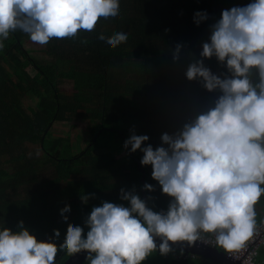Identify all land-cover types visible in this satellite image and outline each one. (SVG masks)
<instances>
[{
	"label": "trees",
	"instance_id": "1",
	"mask_svg": "<svg viewBox=\"0 0 264 264\" xmlns=\"http://www.w3.org/2000/svg\"><path fill=\"white\" fill-rule=\"evenodd\" d=\"M250 2L120 0L119 16L101 18L95 31L54 38L35 50L25 46L27 34L10 33L0 49V229L16 231L22 221L37 240L57 246L69 224L81 226L86 237L84 221L93 207L103 202L129 206L119 198L121 188L134 190L153 211L167 209L172 198L151 177V165H141L143 152H129L124 141L134 129L149 137L142 147L155 149L163 133L172 134L213 106L219 91H207L200 79L189 81L185 72L203 59L214 74L230 75L215 56H200L202 43L222 10ZM198 11L208 14L199 25L193 19ZM116 32L128 35L116 48L97 39ZM177 44L182 47L174 61ZM67 81L70 92L63 89ZM69 122L85 124L80 147L66 132ZM145 183L155 190L144 189ZM85 195L87 202L81 199ZM65 205L70 206L63 214L67 220L60 212ZM256 211L259 223L264 196ZM183 254L153 252L157 264H210L201 255ZM69 257L58 251L56 264ZM86 257L78 264H88Z\"/></svg>",
	"mask_w": 264,
	"mask_h": 264
},
{
	"label": "clouds",
	"instance_id": "2",
	"mask_svg": "<svg viewBox=\"0 0 264 264\" xmlns=\"http://www.w3.org/2000/svg\"><path fill=\"white\" fill-rule=\"evenodd\" d=\"M119 14L120 0H0V49L17 30L46 45L54 38L93 32L101 18ZM193 19L199 25L208 14L198 11ZM209 27L200 56H215L230 75L214 74L203 59L190 63L185 75L189 81L200 79L209 92L219 91L213 106L172 134L163 133L155 149L151 144L142 147L149 137L136 135L134 129L123 144L131 153L143 152L141 165H151V177L172 198L167 211H153L134 190L121 188L119 198L129 206L103 202L93 207L84 221L86 237L81 226L69 224L59 246L37 240L22 221L16 231L3 227L0 264H56L58 251L68 256L86 251L88 264H142L153 252L173 251L169 242L191 247L208 235L216 247L239 259L264 228L256 211L264 196V0L222 10ZM97 39L116 48L128 35L100 33ZM181 47L173 50L174 61ZM143 188L155 190L148 183ZM88 198L81 197L84 202ZM69 211V205L60 210L64 220ZM53 231L58 238L59 230Z\"/></svg>",
	"mask_w": 264,
	"mask_h": 264
},
{
	"label": "water",
	"instance_id": "3",
	"mask_svg": "<svg viewBox=\"0 0 264 264\" xmlns=\"http://www.w3.org/2000/svg\"><path fill=\"white\" fill-rule=\"evenodd\" d=\"M161 241L159 238H156V243L159 245ZM173 249L180 250L183 249V253H192L196 255H201L215 263H221V264H236L232 262L230 259L226 258L223 252H221L219 249L204 246L202 244L194 243L191 247L187 245L186 242L184 244H172V242H169ZM87 256L86 251H81L79 253L71 255L65 262L62 264H78L80 263L85 257Z\"/></svg>",
	"mask_w": 264,
	"mask_h": 264
},
{
	"label": "built area",
	"instance_id": "4",
	"mask_svg": "<svg viewBox=\"0 0 264 264\" xmlns=\"http://www.w3.org/2000/svg\"><path fill=\"white\" fill-rule=\"evenodd\" d=\"M161 211L166 212L167 209H160L159 212ZM196 242L199 244L206 245V246L216 247L214 244V237L210 235L206 236L205 241L203 242L196 241ZM261 248L264 249V228H262L260 231V234L256 236L254 240L248 244L246 250L238 254L239 259L233 258L226 252L225 253L229 258H231L233 261L238 262L239 264H264V252L262 255L260 254Z\"/></svg>",
	"mask_w": 264,
	"mask_h": 264
},
{
	"label": "rangeland",
	"instance_id": "5",
	"mask_svg": "<svg viewBox=\"0 0 264 264\" xmlns=\"http://www.w3.org/2000/svg\"><path fill=\"white\" fill-rule=\"evenodd\" d=\"M26 47H29L30 49L35 50L36 48H40L42 45L39 44H35L33 42H31V40L27 41V44L25 45ZM38 57H44L43 55H41L39 52L37 53ZM63 89H65L66 91H71V85L70 82L67 81L65 84H63ZM85 127L84 123H72L69 122V124L66 125V132H68L69 137L71 139V142L73 145H78L79 147L82 146L85 141L83 140L84 138H82V135H80L81 133V129ZM80 137V139H79ZM159 212V211H158ZM179 257V255H178ZM158 260L157 257L153 256V253L146 259L144 260L142 263L143 264H157Z\"/></svg>",
	"mask_w": 264,
	"mask_h": 264
},
{
	"label": "crops",
	"instance_id": "6",
	"mask_svg": "<svg viewBox=\"0 0 264 264\" xmlns=\"http://www.w3.org/2000/svg\"><path fill=\"white\" fill-rule=\"evenodd\" d=\"M214 248H216V249H219L221 252H224L222 249H220V248H218V247H214ZM264 249L263 248H261L260 249V254L262 255L263 254V251ZM224 255H225V252H224ZM225 257H226V255H225ZM233 262V261H232ZM235 263V262H234ZM210 264H221V263H215V262H213V261H211L210 260Z\"/></svg>",
	"mask_w": 264,
	"mask_h": 264
},
{
	"label": "bare ground",
	"instance_id": "7",
	"mask_svg": "<svg viewBox=\"0 0 264 264\" xmlns=\"http://www.w3.org/2000/svg\"><path fill=\"white\" fill-rule=\"evenodd\" d=\"M195 243H197V242H195ZM197 244H199V243H197ZM203 245V244H202ZM204 246H206V245H204ZM223 254H224V252H223ZM225 255H226V253H225ZM226 258H228V259H230L231 261H233L231 258H229L227 255H226ZM233 262H235L236 264H239L238 262H236V261H233Z\"/></svg>",
	"mask_w": 264,
	"mask_h": 264
}]
</instances>
